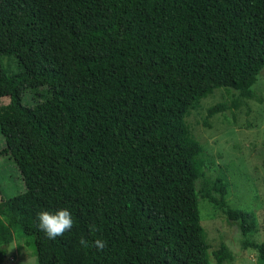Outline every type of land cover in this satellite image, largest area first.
Returning <instances> with one entry per match:
<instances>
[{
  "label": "trees",
  "instance_id": "1",
  "mask_svg": "<svg viewBox=\"0 0 264 264\" xmlns=\"http://www.w3.org/2000/svg\"><path fill=\"white\" fill-rule=\"evenodd\" d=\"M263 70L264 0H0V85L40 80L27 101L55 102L68 145L66 159L51 158L35 128V145L0 157L72 171L90 208L55 240L40 230L26 237L37 264H211L200 198L237 222L243 248L264 264V243L247 241L253 214L228 202L224 174L209 179L187 122L217 90L231 101L208 117L257 99ZM10 242L0 216V264ZM211 253L214 264L235 258L224 242Z\"/></svg>",
  "mask_w": 264,
  "mask_h": 264
},
{
  "label": "rangeland",
  "instance_id": "2",
  "mask_svg": "<svg viewBox=\"0 0 264 264\" xmlns=\"http://www.w3.org/2000/svg\"><path fill=\"white\" fill-rule=\"evenodd\" d=\"M10 71L13 59L5 60ZM40 83L26 79L16 89L0 85V151L5 147L35 145L42 131L49 141L47 153L53 159L68 157L67 126L55 102L31 103L26 88ZM257 99L244 100L238 110H227L208 117L207 110L230 103L231 94L217 90L200 107L190 112L187 122L211 163L207 176L211 181L224 174L228 179V202L234 208L252 213L255 229L248 233L249 243H264V70L254 86ZM24 112V117L18 113ZM200 186V185H199ZM68 209L72 218L85 215L90 208L78 189L75 174L28 163L17 152L0 157V216L10 232L3 264H37L26 237L37 232L38 213ZM201 224L212 251L224 242L234 252L229 264H259L258 251L243 248L237 222L227 220L222 209L200 198Z\"/></svg>",
  "mask_w": 264,
  "mask_h": 264
},
{
  "label": "clouds",
  "instance_id": "3",
  "mask_svg": "<svg viewBox=\"0 0 264 264\" xmlns=\"http://www.w3.org/2000/svg\"><path fill=\"white\" fill-rule=\"evenodd\" d=\"M37 228L45 234L49 240H55L63 236L66 232H70L74 226V221L71 212L66 208H61L55 212L44 210L38 213ZM98 228L95 224L90 226V234H95ZM79 244L82 247H89L90 243L87 239L81 238ZM91 246L97 250H103L106 243L103 239H96L91 242ZM30 264V262H29Z\"/></svg>",
  "mask_w": 264,
  "mask_h": 264
}]
</instances>
